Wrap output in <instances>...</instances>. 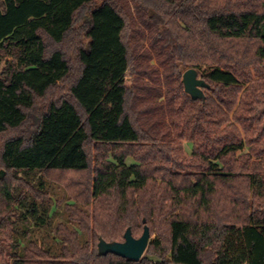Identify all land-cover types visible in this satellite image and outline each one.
<instances>
[{
	"label": "trees",
	"instance_id": "obj_1",
	"mask_svg": "<svg viewBox=\"0 0 264 264\" xmlns=\"http://www.w3.org/2000/svg\"><path fill=\"white\" fill-rule=\"evenodd\" d=\"M0 66L9 264H264V0H0ZM30 172L68 192L58 254L15 242ZM141 223V260L99 254Z\"/></svg>",
	"mask_w": 264,
	"mask_h": 264
},
{
	"label": "rangeland",
	"instance_id": "obj_2",
	"mask_svg": "<svg viewBox=\"0 0 264 264\" xmlns=\"http://www.w3.org/2000/svg\"><path fill=\"white\" fill-rule=\"evenodd\" d=\"M2 66H0L1 69ZM205 68H202L204 71ZM186 71V70H185ZM184 71V72H185ZM184 74V73H183ZM253 75L255 80H258L259 83L262 82V76H264V67L263 68H254ZM201 77V74H199ZM207 91V89H205ZM261 107L263 105H260ZM184 151L188 156L191 152V144L184 141ZM22 176L31 181L34 185L41 187L45 191H49L51 193V201L42 205L40 202L37 204L33 201L32 205H35L39 209V217L37 219H33L31 215V204H27L29 206H25L21 211V218H19V228L18 232L15 233V242L16 244L19 242L18 248L20 250L23 245L30 240L36 241L42 247L48 249L54 254H58L61 251V239L56 232V228L60 223L68 222V213L65 209V202L68 201V192L67 190L60 185L59 183L48 179L43 176L39 172H30V173H20ZM31 200V199H30ZM72 225L71 223H69ZM143 233V224H140V228L136 230L135 236L139 237ZM85 236H83V239ZM164 238H161V234L157 232L155 229L151 230V240L150 242L164 241ZM7 251L5 253V257L1 255L0 248V264H9L11 262V253L17 247L10 240H5ZM18 245V244H17Z\"/></svg>",
	"mask_w": 264,
	"mask_h": 264
},
{
	"label": "water",
	"instance_id": "obj_3",
	"mask_svg": "<svg viewBox=\"0 0 264 264\" xmlns=\"http://www.w3.org/2000/svg\"><path fill=\"white\" fill-rule=\"evenodd\" d=\"M183 83L185 92L193 99H205V89L210 85L206 80L199 76L197 69L189 68L183 74ZM146 222V219H143ZM151 240L150 227L145 224L141 236L135 237L131 227H128L124 233L122 241H107L100 237L98 242V252L100 255L114 253L116 255L139 261L143 257Z\"/></svg>",
	"mask_w": 264,
	"mask_h": 264
}]
</instances>
